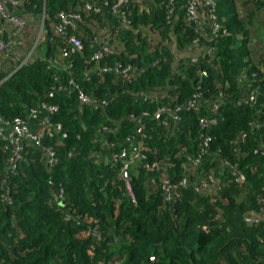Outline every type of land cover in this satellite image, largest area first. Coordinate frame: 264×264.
<instances>
[{"label":"trees","instance_id":"16d2710c","mask_svg":"<svg viewBox=\"0 0 264 264\" xmlns=\"http://www.w3.org/2000/svg\"><path fill=\"white\" fill-rule=\"evenodd\" d=\"M16 1L25 25L20 42L10 39L13 71L0 81V118L27 120L43 102L57 105L43 135L56 163L27 141L12 172L13 147L0 134V264H264V0H213L217 36L186 19V0L172 22L167 0H133L120 6L130 21L122 26L110 6L95 12L87 0ZM105 1L117 0H94ZM61 12L80 16L69 34L83 48L69 57L55 31ZM101 45L113 53L92 60ZM71 79L106 103L81 101ZM198 85V110L185 109L169 126L154 118L161 103L184 102ZM214 104L218 121L200 173L220 176L219 188L200 192L192 175L167 200L163 171L175 182L190 175L184 154L195 152L199 119ZM146 111L147 161L162 168L150 175L142 161L131 166L134 200L112 155L129 145ZM103 126L109 130L101 134ZM227 160L244 183L231 178Z\"/></svg>","mask_w":264,"mask_h":264},{"label":"built area","instance_id":"2783aa9c","mask_svg":"<svg viewBox=\"0 0 264 264\" xmlns=\"http://www.w3.org/2000/svg\"><path fill=\"white\" fill-rule=\"evenodd\" d=\"M133 0H117L113 4H109L105 1L100 6L95 4L94 0H87L86 8L93 9L95 12H100L103 6H110L113 19H117V26L128 25L130 23L125 11H121V5H129ZM17 6L19 3L16 0H0V14L3 18L13 23L18 28H22L25 25V19L17 14L12 13L7 7L8 4ZM178 0H167V19L168 22H172L178 11ZM186 19L189 21H194L197 25H205L207 28L212 27L213 33L217 36L220 33V25L217 22V16L214 13V1L213 0H186ZM60 22L55 25V31L61 37L65 38L67 46L62 50L63 57H69L72 53L83 48V43L80 38L75 35L69 34V27L74 24V20L80 18L79 14L75 13H60ZM204 20V21H202ZM12 46V41L5 38H0V59L10 51ZM113 53L112 47L108 45H101L93 54L92 60L99 61L104 54ZM193 62L198 60V57H193L191 59ZM103 71H110L112 68L104 67ZM119 71V69L117 70ZM202 72V75H205ZM70 84L74 88H78L77 83L74 79H71ZM78 90V97L83 102L93 103V104H105L106 101L100 102L96 98H93L86 94L83 90ZM258 88L251 90L249 93V99L254 100L258 93ZM53 93H50L52 96ZM223 93L220 92V96ZM154 100L159 97L152 95ZM203 99V92L201 91V85L197 86V90L194 92L192 97L188 98L184 102L177 101H166L161 103L156 111L154 112V118L161 122L165 126H169L173 122L181 121V113L187 110H198L199 102ZM218 109V105L214 104L213 109H206V114L201 116L198 122L199 136L197 147L194 153L185 152L184 154V165L190 168V175H184L179 181H173L168 174L163 171V188L165 198L167 200H172L173 198L180 195L181 190L187 188L188 184H191L192 175H197L196 188L198 191L203 193H212L213 188H219L220 176L215 175L213 172H203L200 173V169L203 166L205 160L209 156L211 151V145L213 137L209 133V128L215 125L218 121V117L213 116V112ZM58 110L57 105H47L42 103L40 110H32L30 112L29 118L27 120L16 117L13 120H4L0 118V134H2L13 147V155L9 161L13 164L11 170L16 171V161L20 157L21 150L23 149V144L27 141L30 142L35 147H42L46 150V155L48 157L49 163H56L55 151L43 145V135L46 127L50 125V120L48 115ZM46 113V116H42V113ZM150 115L149 112H143L140 117L137 118L135 133L130 134L127 137V147L122 148L119 152L112 155V160L115 162H121V171L125 176L126 189L128 194L135 200V196L132 190L131 177L128 175V171L131 166L136 164L138 161H142L145 164V168L151 175L155 170L161 169V165L154 162L150 163L147 161V147L144 145V139L147 137L145 131V119ZM135 118V117H134ZM29 120L37 121V129L31 130L29 126ZM55 130L61 131L62 137H67V134L62 130V125L60 123L55 124ZM109 130L108 126H103L99 132L101 134ZM141 138V139H140ZM258 151V150H256ZM264 154V150L261 151ZM226 165L232 170L231 178L237 183H244L246 181V176L244 173L239 172L236 169V165H233L228 160L225 161ZM222 173H219V175ZM150 181L153 179L150 177ZM253 220H259L258 218H251Z\"/></svg>","mask_w":264,"mask_h":264},{"label":"crops","instance_id":"0c3cea01","mask_svg":"<svg viewBox=\"0 0 264 264\" xmlns=\"http://www.w3.org/2000/svg\"><path fill=\"white\" fill-rule=\"evenodd\" d=\"M22 5V4H21ZM21 5H12V4H8V9L16 14L15 12H21L23 7ZM18 15V14H17ZM117 23V19L114 17L113 22ZM114 22V23H115ZM13 25V28H12ZM20 28H18L17 26H15L13 23L9 22L8 20H6L5 18L2 17V15L0 14V38H5L7 40L11 39L13 41V43L15 44L16 42H20L19 41V35H15V33L19 30ZM22 39V38H21ZM12 59L9 56V54L7 55V53L0 59V81H2L3 77L5 78L6 75H8V73H11V71H13V67L12 64L13 62H11ZM24 62V61H23ZM42 116H46V113H42ZM29 126L31 128V130H36L37 129V121L35 120H29Z\"/></svg>","mask_w":264,"mask_h":264},{"label":"rangeland","instance_id":"374dc122","mask_svg":"<svg viewBox=\"0 0 264 264\" xmlns=\"http://www.w3.org/2000/svg\"><path fill=\"white\" fill-rule=\"evenodd\" d=\"M27 18H28V16H27ZM28 21H29V19H28ZM29 23H31V21H29ZM32 24H33V27H34V31L36 32V31H39L40 30V28H39V25H38V17H36L35 19H33V21H32ZM12 28H13V25H12ZM39 28V29H38ZM20 30V29H19ZM17 31L16 33H15V35H17V34H19V35H23L22 33H23V31ZM134 168V167H133Z\"/></svg>","mask_w":264,"mask_h":264},{"label":"water","instance_id":"95a60500","mask_svg":"<svg viewBox=\"0 0 264 264\" xmlns=\"http://www.w3.org/2000/svg\"><path fill=\"white\" fill-rule=\"evenodd\" d=\"M251 221V220H250Z\"/></svg>","mask_w":264,"mask_h":264}]
</instances>
